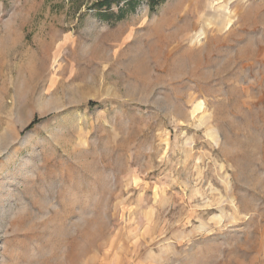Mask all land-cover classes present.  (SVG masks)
Wrapping results in <instances>:
<instances>
[{
    "label": "rangeland",
    "instance_id": "obj_1",
    "mask_svg": "<svg viewBox=\"0 0 264 264\" xmlns=\"http://www.w3.org/2000/svg\"><path fill=\"white\" fill-rule=\"evenodd\" d=\"M95 1L0 0V264H264V0Z\"/></svg>",
    "mask_w": 264,
    "mask_h": 264
},
{
    "label": "trees",
    "instance_id": "obj_2",
    "mask_svg": "<svg viewBox=\"0 0 264 264\" xmlns=\"http://www.w3.org/2000/svg\"><path fill=\"white\" fill-rule=\"evenodd\" d=\"M143 0H97L93 3V8H95L96 12L102 19L109 20L112 17L114 19H120L127 15L128 13L135 11L137 6ZM148 5L149 10L153 11L156 7L161 4L164 0H144ZM120 2L122 4L118 7L116 12H111L110 7L112 3L119 5Z\"/></svg>",
    "mask_w": 264,
    "mask_h": 264
}]
</instances>
